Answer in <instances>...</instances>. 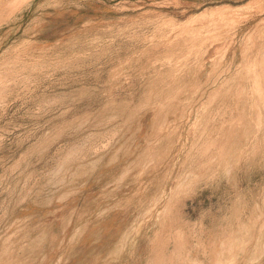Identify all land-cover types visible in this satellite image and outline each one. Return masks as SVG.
Returning <instances> with one entry per match:
<instances>
[{"label": "rangeland", "instance_id": "374dc122", "mask_svg": "<svg viewBox=\"0 0 264 264\" xmlns=\"http://www.w3.org/2000/svg\"><path fill=\"white\" fill-rule=\"evenodd\" d=\"M0 264H264V0H0Z\"/></svg>", "mask_w": 264, "mask_h": 264}]
</instances>
